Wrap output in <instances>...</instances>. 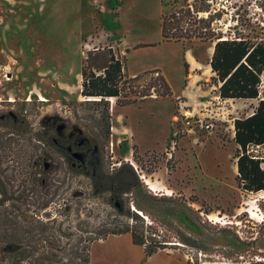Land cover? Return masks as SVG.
Segmentation results:
<instances>
[{
  "label": "rangeland",
  "instance_id": "374dc122",
  "mask_svg": "<svg viewBox=\"0 0 264 264\" xmlns=\"http://www.w3.org/2000/svg\"><path fill=\"white\" fill-rule=\"evenodd\" d=\"M180 5L0 0V264H8L2 256L8 229L22 246L41 250L49 249L54 233L60 255L70 262L72 250L83 254L87 244L89 233L82 229L116 216L108 195H93L89 179L69 172L43 142L64 125L98 143L106 170L129 161L153 193L186 200L199 226L182 215L198 247L174 246L149 259L130 234L111 235L91 245V264H264V190L239 188L234 140V120L250 115L258 99L220 97L209 64L211 43L163 40L162 15ZM215 7L223 14L218 25L230 37L264 38V0H215ZM109 45L132 75L160 69L173 95L124 106L112 99L111 135L102 143L96 121L101 107L81 95V71L88 50ZM49 162L40 188L41 169ZM34 225L47 237L32 240Z\"/></svg>",
  "mask_w": 264,
  "mask_h": 264
},
{
  "label": "trees",
  "instance_id": "16d2710c",
  "mask_svg": "<svg viewBox=\"0 0 264 264\" xmlns=\"http://www.w3.org/2000/svg\"><path fill=\"white\" fill-rule=\"evenodd\" d=\"M178 2L180 6H174L162 15L163 40L184 43L199 39L201 42L211 43L213 53L209 64L213 73L212 80L218 86L220 97L258 99L250 115L234 120V140L237 143L235 159L238 186L246 192H260L264 190V98L260 97L264 73V38L254 39L245 34L230 37V33L218 25L223 14L215 7V0H174V3ZM139 46L143 45L136 47ZM185 71L188 74V62H185ZM81 74V95L87 98L88 103L101 107L99 120L96 121L101 130L97 135L103 139L102 143L109 140L111 135L112 99L124 106L143 102L152 96L173 95L172 88L160 69L132 75L125 58L112 45L88 50ZM42 140L49 151L63 158L69 172L89 179L93 195L98 198L108 195L105 200L114 209L116 216H108L95 226L82 229L84 233H89L87 244L83 248V254L78 249L72 250L70 254L73 260L70 262H65L60 255L61 250L56 246L54 233L50 235L49 249L41 250L22 246L14 231L10 232L8 229L2 254L8 264H91L90 248L95 241L122 234H130L133 243L143 248L147 259L174 246L198 247L197 237L184 228L180 219L183 215L199 227L191 215L195 210L186 200L179 199L178 202L176 196L153 193L134 164L121 160L113 170H106L98 143L93 144L91 138L83 133L67 131L66 125L55 134L42 137ZM45 155L47 156L46 152L42 157H46ZM134 156L137 157L136 147ZM50 164L47 163L45 168L42 166L40 188L43 187L42 181L47 179L45 176L51 172ZM77 196V193L73 194V197ZM35 222L45 224L40 220ZM42 230L34 225L30 230L31 239L37 238L39 241L42 237L46 238L40 232ZM59 230L61 236L67 237L65 230ZM172 239H176L178 243H170Z\"/></svg>",
  "mask_w": 264,
  "mask_h": 264
},
{
  "label": "bare ground",
  "instance_id": "6f19581e",
  "mask_svg": "<svg viewBox=\"0 0 264 264\" xmlns=\"http://www.w3.org/2000/svg\"><path fill=\"white\" fill-rule=\"evenodd\" d=\"M150 183V182H149ZM150 187L152 188V189H154L155 188V185H154V183H150ZM157 190V189H156ZM261 191H263V190H261ZM167 194H170V192H166Z\"/></svg>",
  "mask_w": 264,
  "mask_h": 264
},
{
  "label": "crops",
  "instance_id": "0c3cea01",
  "mask_svg": "<svg viewBox=\"0 0 264 264\" xmlns=\"http://www.w3.org/2000/svg\"><path fill=\"white\" fill-rule=\"evenodd\" d=\"M212 49H213V46H212ZM213 53V52H212ZM134 75V74H133Z\"/></svg>",
  "mask_w": 264,
  "mask_h": 264
}]
</instances>
